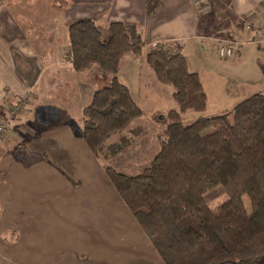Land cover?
I'll return each mask as SVG.
<instances>
[{"label": "crops", "instance_id": "crops-1", "mask_svg": "<svg viewBox=\"0 0 264 264\" xmlns=\"http://www.w3.org/2000/svg\"><path fill=\"white\" fill-rule=\"evenodd\" d=\"M76 1L97 6L76 19L128 23L147 46L174 42L180 50L179 42L206 36L244 44L255 36L244 19L264 27V0H209L207 15L195 12L193 0ZM7 23L0 25V119L9 117L12 131L0 141V264H164L82 138L74 109L82 115L101 82L96 68L74 70L67 22L64 34L49 20L40 32L38 22L33 36L10 34ZM17 104L20 113L10 117Z\"/></svg>", "mask_w": 264, "mask_h": 264}, {"label": "trees", "instance_id": "trees-1", "mask_svg": "<svg viewBox=\"0 0 264 264\" xmlns=\"http://www.w3.org/2000/svg\"><path fill=\"white\" fill-rule=\"evenodd\" d=\"M129 26L113 21L102 30L89 18L68 23L74 70L96 68L103 83L82 110V138L104 160L126 145L116 136L141 131L132 125L145 113L118 74L127 54L142 58L172 87L177 106L159 115L161 147L146 168L127 175L103 164L106 174L164 264H264V90L206 115L207 94L181 51L166 42L147 46ZM190 111L200 115L186 123ZM217 187L227 203L214 210L206 196Z\"/></svg>", "mask_w": 264, "mask_h": 264}, {"label": "rangeland", "instance_id": "rangeland-1", "mask_svg": "<svg viewBox=\"0 0 264 264\" xmlns=\"http://www.w3.org/2000/svg\"><path fill=\"white\" fill-rule=\"evenodd\" d=\"M96 7H82V3H78L76 0H0V25L7 19L10 34H15L16 31L18 33V30L21 29L22 32H31L30 35L33 36L36 33L37 23L39 22L41 32V29L46 28L44 25L49 20L52 21L56 34H64L65 29L62 25L64 21L68 25L72 20L83 17L85 14L95 13ZM99 11H101L100 8ZM17 14L26 19L20 21L18 26H16L15 21ZM25 21L28 22L24 23ZM40 22H43V25ZM96 24L102 30L107 28V25H101L99 21ZM128 28L132 33V28L130 26ZM2 29L0 26V34H3ZM166 43L170 47L175 45L174 42ZM179 43L180 51L186 58L188 69L199 75L207 94L208 106L204 112L206 115L220 114L243 100V98L245 99L260 89L264 90V49H260L255 45L248 46L249 43H244L240 46V57L222 59L213 51L211 43L202 39L184 40ZM119 71L121 81L145 114L142 119H139L138 125H141L138 128L141 130L139 133L135 135L129 130L115 137L114 140L118 143L121 139L127 140L125 141L124 150L122 149V152L110 155L104 160L101 158L100 161L118 172L136 175L138 173L134 171L132 164L146 160L150 161L160 150V137L162 135L160 133H162L164 121L159 115H165L169 110L176 108L177 105L172 98V87L161 84L142 58H134L132 54H127L121 61ZM140 75L143 76V82L141 81V83H139ZM94 81L97 84L102 80L97 75ZM102 84L101 82L99 86H102ZM74 111V118L81 120L82 115L79 113L80 117H78L79 114L76 109ZM198 115L200 113L190 111L184 119L186 123H189ZM13 117H16V115L14 114ZM154 124H156V127ZM152 132L157 134V137H154ZM136 139L137 141H135ZM131 140L133 142L130 143ZM156 141L160 143L159 147H155ZM206 199L210 208L214 210L220 209L227 203V196L222 187H217L211 191ZM243 202L246 211L251 212L248 199L244 198ZM6 251H10V248Z\"/></svg>", "mask_w": 264, "mask_h": 264}, {"label": "built area", "instance_id": "built-area-1", "mask_svg": "<svg viewBox=\"0 0 264 264\" xmlns=\"http://www.w3.org/2000/svg\"><path fill=\"white\" fill-rule=\"evenodd\" d=\"M193 7L198 15H207L211 11L209 0H193ZM243 21L246 24V27L251 29L255 35L254 39L248 42V46L255 45L264 49V27L256 29L253 28L251 24L245 19ZM202 40L211 43L213 51L218 57L222 59L237 58L241 54V44L237 42L224 41L214 36H206L203 37ZM21 108V105H15L13 108H10L8 115L10 117H13L14 114L18 115L21 111ZM11 131L10 118L8 117L0 119V141L6 139Z\"/></svg>", "mask_w": 264, "mask_h": 264}]
</instances>
